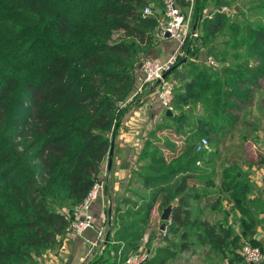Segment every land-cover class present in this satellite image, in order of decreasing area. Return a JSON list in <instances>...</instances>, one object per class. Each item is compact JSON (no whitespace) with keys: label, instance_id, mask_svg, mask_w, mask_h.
Instances as JSON below:
<instances>
[{"label":"trees","instance_id":"16d2710c","mask_svg":"<svg viewBox=\"0 0 264 264\" xmlns=\"http://www.w3.org/2000/svg\"><path fill=\"white\" fill-rule=\"evenodd\" d=\"M205 4L203 14L202 4L194 5L200 45L215 59L229 48L231 61L217 68L207 55L180 56L166 74L173 83L172 113L165 111L143 140L133 168L148 191L134 189L135 197L115 206L104 249L91 264H125L156 203H172L164 225L170 237L179 235L180 247L159 229L158 245L147 249L143 264H163L192 241L226 264H245V242L264 251L263 242L237 233L226 216L213 222L200 216L205 205L225 210L228 198L246 216L242 227L254 230L252 212H264V178L262 194L248 198L251 183L233 163L222 167L214 188L218 150L196 149L202 136L213 143L247 121L252 90L264 80V0L237 10L231 21L220 0ZM146 5H154L155 13L144 14ZM158 7L162 0H0V264H40L69 234L75 207L108 156L136 67L160 37ZM224 26L231 40L218 39ZM240 48L247 58H240ZM163 129L178 141L160 138ZM256 152V162L264 164V150ZM191 219L197 229L189 237L183 227Z\"/></svg>","mask_w":264,"mask_h":264},{"label":"crops","instance_id":"0c3cea01","mask_svg":"<svg viewBox=\"0 0 264 264\" xmlns=\"http://www.w3.org/2000/svg\"><path fill=\"white\" fill-rule=\"evenodd\" d=\"M181 4L187 12V15L193 20V18L196 17L194 14V6H190L185 0H181ZM162 9L163 7L157 8L160 13L162 12ZM194 25L197 28L196 22ZM186 42L181 43L173 37L162 36L159 37L157 43L146 52V55L157 60H165L174 52L177 56H179L182 52L189 55L191 45L188 44L186 46ZM140 74V67H138L135 86L127 98V108L125 109L121 117L120 124L113 136L114 144L111 163L109 165L108 156H106L98 173L99 178L103 180L104 186L100 193L92 201L90 208V211L95 218V227L88 228L81 234L67 233L63 235L59 240V245L43 254V259L40 264H91V261L95 258V256L100 254L104 249L105 242L107 240V222L110 215L113 213L115 206L120 203V200L123 197H135L134 189L141 190V192L148 191L142 182L140 183L139 180H135V176L133 175L135 158L137 157V153L143 144V140L146 136H148L149 132L155 128L157 123L161 121L166 109L159 101L156 84H141ZM139 87H141L140 91ZM257 102L264 110V100L259 98ZM250 106L251 105H249V107ZM255 128L257 127L255 126ZM255 128H252L250 135L255 134ZM236 131H239V129ZM236 131L233 136L226 134L219 137L217 140L213 141L212 146L207 148V151L216 149L219 154L218 157L214 158V188H217L221 183V169L223 166H228L233 163L238 164L239 167L241 166V162L237 158L232 160L229 158L226 159V157H220L222 156L221 153L224 146H238L245 141L252 142L251 139L254 140L255 145L264 144V139L258 138L257 133L255 135V139L250 137L249 140V138L246 139L245 136L242 137V135L246 134L242 128H240L239 132ZM167 133L170 134L167 129H163L158 135H165ZM237 133H240L241 139L235 138ZM169 139L170 141H178L177 137L169 136ZM258 148L262 151L264 150V148L256 147L254 148V151ZM231 155L235 156L234 154ZM254 155H257V152H255ZM218 158L220 159V164L217 162ZM257 166L259 168L255 169L257 174L254 175V171L253 180L247 177L252 187L248 198L262 194L264 173L261 174V172H264V164H258ZM155 206H158V203H156ZM155 206L153 207V210L155 209ZM221 208L227 211L225 215L227 222L233 226V229L237 233H242L244 236L248 235L249 237L258 239L263 242L264 245V212H252V217L254 218V230H249L247 232L243 227L239 229V226H242V220L245 219L246 216L233 205L232 200L224 198ZM153 210L151 212H153ZM204 210L205 217H210V214L213 213L209 205H205ZM103 214L106 215L105 223H101V217ZM100 225L103 226L104 237L95 244L91 245L89 239L94 240L96 238L97 228L100 227ZM183 252L185 251H176L175 254L170 255L163 264H174V258L179 256L182 257ZM209 254L214 256L210 252ZM161 255L164 256L165 254L161 252ZM221 264H226V261L223 259Z\"/></svg>","mask_w":264,"mask_h":264},{"label":"rangeland","instance_id":"374dc122","mask_svg":"<svg viewBox=\"0 0 264 264\" xmlns=\"http://www.w3.org/2000/svg\"><path fill=\"white\" fill-rule=\"evenodd\" d=\"M197 2L200 5L202 4L201 5V7L203 8L201 10L202 14L205 13L207 8L209 10L208 6L205 8L206 0H195L194 5H196ZM257 2H258V0H220V4L223 5L221 9H223L225 12H227L229 14V18L227 19L228 21H231V19H232L233 15L230 17L231 14H237V10L241 11V9H247V8L249 9L254 4H257ZM203 4H205V6H203ZM234 5L236 6L237 9H235ZM210 7L215 9L213 7V5H211ZM244 18H245V16L240 18V19H244ZM192 22H193V24H195V22L196 23L198 22L197 16L193 18ZM244 24H245L244 21H242L241 25L243 26ZM227 29L228 28L226 26L221 28L220 33L218 32L216 34L217 36H219L218 39H229V40H231L232 32L230 33L229 29L228 30ZM197 30H198V36H196L192 39H189V44L190 45L193 44L192 47L194 49L192 48L190 50L189 55L186 53H181L178 56V58L181 56V57H183V60L192 59V58H196L197 60H204L205 55L208 56V54H210V53L206 52L204 45L203 46L200 45V39H198V38H200L201 36L199 35L200 29L198 28V26H197ZM195 45L197 47H195ZM240 51H241L240 58L241 59L247 58L245 56V50L243 48H240ZM234 52H236V51H234ZM228 55H230L229 57L232 56L231 50L229 48L226 52V55L218 54L216 56L217 60L215 59V57L212 56L216 60V64H212V65L219 68L220 66H222L223 63H229L231 60L226 58ZM206 60H207V58H206ZM138 67H140V65ZM138 67H136V68L138 69ZM174 83L178 84L179 81L176 80V81H174ZM252 93H253V100L250 104L251 108L248 107L247 110L245 111V120H247V121H246V123L244 122V124L242 126H240V128H242L243 131L246 133L245 135H242V137L245 136V138L246 139L249 138V140H250V137L255 139V135L257 133L258 138L264 139V110L261 108V105L257 102V100L259 98H261V100L264 98V80H261L259 85L254 86ZM195 110L197 111V108H195ZM242 118H243V116H242ZM239 121H241V119ZM255 126L257 128H255ZM252 128H255V130H256L254 135H250ZM257 129H259V130H257ZM236 132H239V131H236ZM160 136H161L160 138H165V136L168 138H169V136L174 137L173 134L171 135L168 133L165 135L162 134ZM235 138L241 139L240 133H237ZM251 141L252 142L245 141L242 144L239 143L241 145H238V146H232V145L231 146L230 145L224 146V148L222 149V153H221L222 156H220V157H226V159L229 158L232 160L234 158H237L241 162L242 167L240 166V169L243 172H245L246 177H249V179L251 178V180H253V173L255 171L254 175H256L257 173H256L255 169L259 168L257 166L258 164L256 162V161H258V159H257L256 155H254V153L256 152V151H254V148H256V147L264 148V144L255 145L254 140L251 139ZM213 145H216V144H213ZM209 146H212V141H210ZM231 154H234L235 156H233ZM217 162H218V164L221 163L219 158L217 159ZM262 173H264V172L262 171L261 174ZM198 185H200V186L203 185V182L198 183ZM172 202H173V200H172ZM197 208H196V210H197ZM162 209H163V207L158 208V206H155V209L153 210V212H151L149 222L144 226L145 227L144 230H142V229L140 230V232L142 231V239L140 240V246L139 247L148 249V248H153L154 246L158 245V243L155 242V239H160L159 238V235H160L159 234V229H160L159 226L162 223V220L160 219V214H161ZM212 212L213 213L210 214V217L206 216V218H208V220H210L212 222L216 217L225 216V210L219 211V210L215 209ZM200 216H201V218H205V210L202 213H200ZM192 217H195V216H192ZM188 223L189 224L183 228H186V230L188 231V236H189L196 231L197 227H196V225L192 224V219L189 220ZM241 227L242 226H239V229ZM166 233H167L166 237L169 236L168 240L172 241L174 243V245L172 243L171 246L174 248H179L180 246L177 243L179 241V235L177 234L173 238L170 237V235H172V232L169 229L167 230ZM189 237H192V236H189ZM206 248H207V246L205 244H202V243L198 244L194 241H192L191 243L188 242V245L184 249H182V251H185V252H183L182 257L179 256V257L174 258L173 263L174 264H221L224 258H222L221 255H215L214 253H211L214 256L210 255L209 251Z\"/></svg>","mask_w":264,"mask_h":264},{"label":"built area","instance_id":"2783aa9c","mask_svg":"<svg viewBox=\"0 0 264 264\" xmlns=\"http://www.w3.org/2000/svg\"><path fill=\"white\" fill-rule=\"evenodd\" d=\"M190 6H194L195 0H186ZM163 10L161 12L160 20V37L165 36V32L169 33L170 37L179 40L181 43L186 42L198 35V30L193 24V20L187 15L180 0H162ZM154 5H146L143 9L144 14H154L156 9ZM184 53V52H182ZM178 56L174 52L165 60H157L151 57H144L140 62V81L143 83H152L157 86V96L161 105L166 108H172L173 98V83L166 76L163 77V73L170 69L175 63ZM207 61L211 64H216V60L208 55ZM141 87H139V91ZM209 147V141L206 136H202L196 144L197 150H203ZM103 180L97 178L87 194L83 199L76 205L75 213L76 216L70 221L69 233L81 234L88 228L95 227V220L92 212L90 211L92 201L103 189ZM169 221V220H168ZM106 222V215L103 214L101 217V223ZM160 229L163 233H166L165 225ZM104 237L103 226L97 228L96 238L89 239V242L95 244ZM240 252L243 256L245 264H252L253 262L264 259V251L257 245H253L249 242L242 244ZM149 256L148 250L139 247L135 252L127 256L125 264H143Z\"/></svg>","mask_w":264,"mask_h":264},{"label":"water","instance_id":"95a60500","mask_svg":"<svg viewBox=\"0 0 264 264\" xmlns=\"http://www.w3.org/2000/svg\"><path fill=\"white\" fill-rule=\"evenodd\" d=\"M165 36H169V33L168 32H165ZM175 66V64H173V66L170 67L169 70L165 71L163 73V77L166 76V74ZM166 113L167 114H170L172 113V110L171 108H166ZM113 144H114V140L112 138L111 140V143H110V147H109V153H108V161H109V165L111 163V156L113 154ZM171 204H167L166 206L163 207L162 211H161V214H160V219L162 220V223L160 225V227L162 228L164 226V223L166 220H169L170 219V212H171Z\"/></svg>","mask_w":264,"mask_h":264}]
</instances>
